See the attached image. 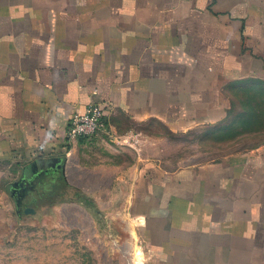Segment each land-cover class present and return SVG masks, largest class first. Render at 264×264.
<instances>
[{
	"label": "crops",
	"instance_id": "obj_1",
	"mask_svg": "<svg viewBox=\"0 0 264 264\" xmlns=\"http://www.w3.org/2000/svg\"><path fill=\"white\" fill-rule=\"evenodd\" d=\"M249 82L264 87V0H0V236L17 178L89 140L65 142L73 114L107 102L110 122L217 121ZM138 177L142 264H264V148Z\"/></svg>",
	"mask_w": 264,
	"mask_h": 264
},
{
	"label": "rangeland",
	"instance_id": "obj_2",
	"mask_svg": "<svg viewBox=\"0 0 264 264\" xmlns=\"http://www.w3.org/2000/svg\"><path fill=\"white\" fill-rule=\"evenodd\" d=\"M227 94L220 120L171 128L120 114L75 143L59 170L22 173V209L0 236V264H142L129 208L139 168L187 170L264 148V87L233 85Z\"/></svg>",
	"mask_w": 264,
	"mask_h": 264
},
{
	"label": "built area",
	"instance_id": "obj_3",
	"mask_svg": "<svg viewBox=\"0 0 264 264\" xmlns=\"http://www.w3.org/2000/svg\"><path fill=\"white\" fill-rule=\"evenodd\" d=\"M110 104L94 103L82 114L75 113L68 120L64 138L67 144L80 139H91L101 131H105Z\"/></svg>",
	"mask_w": 264,
	"mask_h": 264
},
{
	"label": "water",
	"instance_id": "obj_4",
	"mask_svg": "<svg viewBox=\"0 0 264 264\" xmlns=\"http://www.w3.org/2000/svg\"><path fill=\"white\" fill-rule=\"evenodd\" d=\"M44 165H48L51 168H59L60 167V161L59 160H50V161H44Z\"/></svg>",
	"mask_w": 264,
	"mask_h": 264
}]
</instances>
